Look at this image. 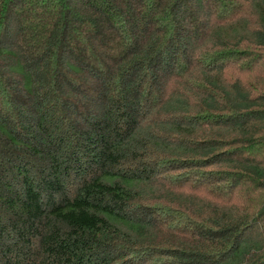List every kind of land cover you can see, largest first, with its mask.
<instances>
[{"label":"trees","instance_id":"trees-1","mask_svg":"<svg viewBox=\"0 0 264 264\" xmlns=\"http://www.w3.org/2000/svg\"><path fill=\"white\" fill-rule=\"evenodd\" d=\"M0 264H264V0H0Z\"/></svg>","mask_w":264,"mask_h":264}]
</instances>
